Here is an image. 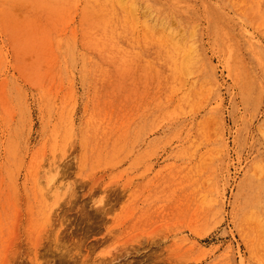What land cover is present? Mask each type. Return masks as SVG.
Wrapping results in <instances>:
<instances>
[{
  "label": "rangeland",
  "instance_id": "obj_1",
  "mask_svg": "<svg viewBox=\"0 0 264 264\" xmlns=\"http://www.w3.org/2000/svg\"><path fill=\"white\" fill-rule=\"evenodd\" d=\"M0 264H264V0H0Z\"/></svg>",
  "mask_w": 264,
  "mask_h": 264
},
{
  "label": "bare ground",
  "instance_id": "obj_2",
  "mask_svg": "<svg viewBox=\"0 0 264 264\" xmlns=\"http://www.w3.org/2000/svg\"><path fill=\"white\" fill-rule=\"evenodd\" d=\"M92 3V2H91ZM89 8V7H88ZM109 8V7H108ZM112 43V42H111ZM47 187L49 189V191H58L59 187L56 186V182H54L53 179L47 181Z\"/></svg>",
  "mask_w": 264,
  "mask_h": 264
}]
</instances>
